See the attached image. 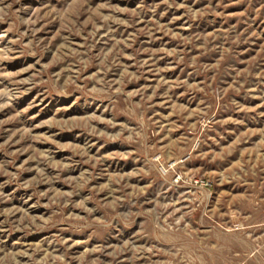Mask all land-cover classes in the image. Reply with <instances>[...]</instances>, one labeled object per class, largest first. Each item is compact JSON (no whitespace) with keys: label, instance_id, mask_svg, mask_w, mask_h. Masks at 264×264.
I'll list each match as a JSON object with an SVG mask.
<instances>
[{"label":"rangeland","instance_id":"obj_1","mask_svg":"<svg viewBox=\"0 0 264 264\" xmlns=\"http://www.w3.org/2000/svg\"><path fill=\"white\" fill-rule=\"evenodd\" d=\"M0 264H264V0H0Z\"/></svg>","mask_w":264,"mask_h":264}]
</instances>
